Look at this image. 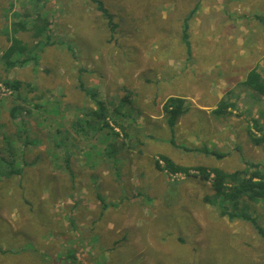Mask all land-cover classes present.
I'll return each mask as SVG.
<instances>
[{"label":"rangeland","instance_id":"obj_1","mask_svg":"<svg viewBox=\"0 0 264 264\" xmlns=\"http://www.w3.org/2000/svg\"><path fill=\"white\" fill-rule=\"evenodd\" d=\"M21 1L0 0V38L13 20L10 6L20 12ZM132 1L122 11L121 3L104 0L118 25L111 36L90 0H49L56 44L39 64L9 75L44 96L23 106L34 145L18 137L8 112L19 102L0 81V150L9 155L7 135L23 170L9 180L0 174V264H66L70 251L77 264H264V239L252 224L229 221L204 201L209 183L158 171L155 162L163 154L226 171L264 163V145L250 142V117L212 113L227 91L240 90L249 69L264 76V26L255 19L264 16V0ZM197 4L190 25L196 50L188 60L181 18ZM86 88L112 110L129 99L122 127L86 124L85 113L95 108ZM171 96L189 104L175 128L176 146L161 106ZM140 194L154 198L128 201ZM256 207L264 226V205Z\"/></svg>","mask_w":264,"mask_h":264},{"label":"trees","instance_id":"obj_2","mask_svg":"<svg viewBox=\"0 0 264 264\" xmlns=\"http://www.w3.org/2000/svg\"><path fill=\"white\" fill-rule=\"evenodd\" d=\"M99 12L98 19L103 22L111 36L116 32L118 25L115 22V15L113 10L105 5L104 0H90ZM144 3L146 0H136ZM158 1V0H157ZM170 0H160V5L166 4ZM49 0H22L21 10L16 12L12 5L9 12H13V20L5 23V27L1 32L3 51L0 53V81L2 84L12 90L16 94V101L18 104L13 105L9 109L8 116L16 124L18 137L23 141L24 145H34V141L30 140L26 134L24 115V105L35 99H43V95L36 96L39 92L37 87L23 81L21 79H10L9 75L19 69H22L30 64L37 65L41 57V53H45L50 47L56 44L54 22L51 14L48 13L47 3ZM121 5H117L122 11L126 7L132 6V0H114ZM199 9L197 4L188 14L181 18L182 20V43L186 49L188 60L194 56L195 47H192L190 41V25ZM6 21L9 19L6 15ZM255 19L260 21L264 26V16H255ZM27 36L29 41L23 37ZM0 40V41H1ZM82 89L84 84L81 85ZM236 89L227 91L217 108L212 112L216 117L228 116L232 111H241V116L250 117L252 128L249 129L250 142L260 147L264 145V76L258 68H251L246 73L244 80L238 84ZM86 93L90 95L94 103V110L85 113L90 120H80L91 126L94 123L93 119L98 120L106 127L110 126V121L115 126L122 127L121 119H128L129 113L124 111L125 103H130L129 99L120 101L119 105L114 106V109L109 108L104 100H102L97 91H92L86 88ZM36 96V97H35ZM113 104V103H112ZM115 104V103H114ZM243 105V106H242ZM82 105V110H84ZM164 111L166 113L167 127L172 133V144L175 145V128L178 119L187 114L189 111L188 100L181 96H171L166 99L164 104ZM131 114V113H130ZM3 134V133H0ZM127 136V133H125ZM24 136V139L22 137ZM6 144V149L9 155H5L0 150V174L5 180L21 176L23 170L16 166V157L11 149V144L7 135L3 136ZM183 150L190 152H201L207 156L217 158L228 157V153H219L216 150H211L208 147H182ZM65 149L66 160L69 162L68 149ZM160 159L156 162V168L169 175H182L185 177H196L201 181L209 183L211 186V195L204 196L206 203L216 205L220 208L221 217H226L229 221H244L251 223L258 235L264 239V226L259 217L256 215L258 210L256 205H264V163H255L246 161L244 167L234 170L226 171L218 167H208L202 165L185 166L180 162L174 160L167 155H159ZM99 198H102L99 196ZM123 201H120V203ZM76 206V205H75ZM74 206V207H75ZM29 245H31L29 243ZM28 245V246H29ZM33 247V246H31ZM75 252H69L66 264H77L74 256ZM37 257V256H36ZM44 263H47V256H44ZM38 259H43L39 258Z\"/></svg>","mask_w":264,"mask_h":264},{"label":"crops","instance_id":"obj_3","mask_svg":"<svg viewBox=\"0 0 264 264\" xmlns=\"http://www.w3.org/2000/svg\"><path fill=\"white\" fill-rule=\"evenodd\" d=\"M224 96V95H223ZM223 98V97H222ZM221 98V99H222ZM166 101V100H165ZM165 101L161 104V106H162V108L164 109V104H165ZM217 108V106L215 107V109ZM214 109V110H215ZM213 110V111H214ZM164 113H165V111H164ZM158 170V169H157ZM159 171V170H158ZM106 184V186H108V187H110L109 186V184H107V183H105ZM95 186V185H94ZM148 198H154V197H147V196H142L141 194L140 195H134V196H132V197H130L129 199H128V201H130L131 203L132 202H135V203H151V201L148 199ZM138 200H140V201H138ZM127 201V202H128ZM136 201H138V202H136ZM105 209L107 210L108 208L107 207H105ZM32 243V242H31ZM30 243V244H31ZM31 246H32V244H31ZM34 246V245H33ZM73 253L75 252V251H72ZM67 256H69V253H68V255Z\"/></svg>","mask_w":264,"mask_h":264}]
</instances>
